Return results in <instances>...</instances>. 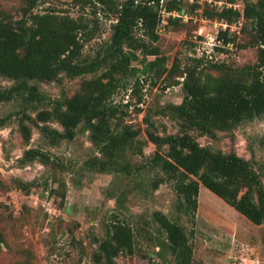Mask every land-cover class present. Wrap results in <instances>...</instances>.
I'll return each mask as SVG.
<instances>
[{
	"label": "trees",
	"instance_id": "trees-1",
	"mask_svg": "<svg viewBox=\"0 0 264 264\" xmlns=\"http://www.w3.org/2000/svg\"><path fill=\"white\" fill-rule=\"evenodd\" d=\"M20 1L18 18L0 11V77L11 81L9 86L0 85V107L15 103L23 139L28 143L35 127L42 140L41 147L24 151L20 165L38 160L60 166L63 161L47 148L73 141L81 130L89 132L95 148L82 168L125 181L114 195L118 212L104 236L95 239V264H119L120 255L135 254L138 233L124 209H128V194L138 189L149 196L147 191L170 183L176 192L171 215L157 209L143 218L145 224L156 226L157 245L171 253L175 264L193 263L194 248L184 219H194L201 185L252 223L264 224V177L253 158L202 145L194 134L216 138L218 132L264 118V0H243L242 8L230 2L231 7L220 10L203 9L205 17L227 24L216 36L215 49L235 41L230 29L237 23H242L241 31L253 33L255 63L232 65L199 56L183 68L176 62L169 68L168 57L155 44L162 24L183 27V19H189V11L179 0H72L91 3L95 14L100 8L114 17L110 38L93 54L85 53L87 42L97 34L93 19L74 17L55 6L38 10L48 0ZM64 77L82 78L73 95L52 99L41 91V82L61 83ZM148 77H165L166 86L182 84L183 101L158 111L177 123L176 133H161L147 113V139H143L142 128L127 122L114 103L113 96L127 87L130 78H135L133 90H139ZM14 115L0 114V126H6ZM147 140L156 146L150 156L144 152ZM137 156L142 160H136ZM127 181L134 185L128 188ZM18 182L26 190L33 184Z\"/></svg>",
	"mask_w": 264,
	"mask_h": 264
},
{
	"label": "rangeland",
	"instance_id": "rangeland-1",
	"mask_svg": "<svg viewBox=\"0 0 264 264\" xmlns=\"http://www.w3.org/2000/svg\"><path fill=\"white\" fill-rule=\"evenodd\" d=\"M179 1L189 11V19H183V27L162 24L160 40L155 43L168 57L169 68L175 62L183 68L192 57L199 56H204L206 61L232 65L256 62L257 47L252 45L253 33L249 29L241 31L242 23H237L230 29L235 41L223 49H215L216 36L225 29L224 23L203 15V9L220 10L230 2L242 8L243 0ZM21 5L20 0H0V11L18 18ZM53 6L74 17L83 15L94 20L97 34L87 42L85 53H95L100 44L110 38L114 17L106 16L100 8L95 14L96 8L94 10L91 3L48 0L38 10ZM167 14L164 11V15ZM164 78H144L139 90H133L135 78H130L127 87L119 89L113 96L126 121L142 128L143 139H147L144 133L147 113H151L161 133L178 131L177 123L158 111L169 103H181L185 93L182 84L166 86ZM81 81V77H64L61 83L41 82L39 85L41 91L55 99L65 94L73 95ZM0 85L9 86L11 81L0 77ZM17 109L15 103H4L0 107L1 115L15 113L6 126H0V238L4 239L0 242V264H95V239L104 236L107 225L118 212L114 195L125 181L113 174L82 168L84 159L95 148L89 140V132L81 130L73 141L46 147L53 157L63 161L60 166H47L38 160L21 166L19 158L24 151L41 147L42 140L35 127L31 140L27 143L23 139ZM54 125L58 126L57 123ZM194 134L202 145L253 158L264 177V118L246 121L232 131L218 132L216 138ZM155 151L156 146L147 140L145 155L150 156ZM135 159L141 161L142 157ZM18 181L33 184L26 190L20 188ZM126 185L131 188L134 181H127ZM147 193L149 196H145L143 189H138L127 196L128 209H124V215L136 227L137 248L133 255H120L117 258L119 264H175L171 253L160 250L157 245L156 226L145 224L143 218H149L157 209L171 215L176 192L170 183H166ZM184 220L194 248L192 264H264V224L252 223L205 186L200 187L194 219L186 217Z\"/></svg>",
	"mask_w": 264,
	"mask_h": 264
},
{
	"label": "built area",
	"instance_id": "built-area-1",
	"mask_svg": "<svg viewBox=\"0 0 264 264\" xmlns=\"http://www.w3.org/2000/svg\"><path fill=\"white\" fill-rule=\"evenodd\" d=\"M226 6H227V7H231V6H232V4L228 3ZM223 25H224V28H226V27H227V24H226V23H224Z\"/></svg>",
	"mask_w": 264,
	"mask_h": 264
}]
</instances>
